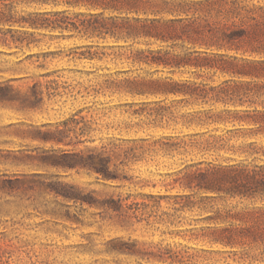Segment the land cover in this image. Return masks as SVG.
<instances>
[{
  "label": "rangeland",
  "instance_id": "rangeland-1",
  "mask_svg": "<svg viewBox=\"0 0 264 264\" xmlns=\"http://www.w3.org/2000/svg\"><path fill=\"white\" fill-rule=\"evenodd\" d=\"M66 1H0V12L8 4L18 15L63 11L50 19L67 21L63 28H41L39 44L6 56L14 61L35 53L3 77H19L11 83L22 94L38 83L41 94L30 95L25 106L0 104V264H264V244H228L226 229L240 221L219 216L264 203L188 186L211 161L245 158L202 150L212 134L229 136L232 125L187 126L183 114L199 105L126 90V79L171 73L119 56L122 40L88 37L82 23L91 17L78 14L86 6ZM88 51L93 58L81 54ZM165 106L178 124L161 120ZM11 122L17 126L5 127ZM167 135L175 137L167 141ZM62 151L109 155L111 167L129 179H105L85 158L75 162ZM74 193L80 196L68 197Z\"/></svg>",
  "mask_w": 264,
  "mask_h": 264
},
{
  "label": "trees",
  "instance_id": "trees-1",
  "mask_svg": "<svg viewBox=\"0 0 264 264\" xmlns=\"http://www.w3.org/2000/svg\"><path fill=\"white\" fill-rule=\"evenodd\" d=\"M7 1V0H0ZM68 4L84 5L91 20L85 26L88 37H112L121 52L133 64L168 69L170 75L157 78L137 76L126 79V90L138 94L174 96L172 103L186 102L199 105L193 112L183 114L187 126L231 124L226 135L212 134L201 143L202 150L232 151L245 158L227 163L209 162L207 171H199L189 178L191 188L216 191L222 197H240L264 203V0H68ZM0 12V104L16 103L25 106L28 97L40 96L39 84L22 94L12 81L19 77L4 78L3 72L15 71L35 53H24L17 60L9 56L39 44L41 28H63V19L50 16L63 11H32L15 14L10 4ZM109 12L108 16H104ZM75 28L78 27L75 24ZM45 34V33H44ZM142 43L144 47H135ZM115 45H112V47ZM92 48V45H87ZM44 56L48 53L44 52ZM93 58L96 53H81ZM42 66V64H41ZM49 72L44 75H48ZM179 73V77L175 74ZM185 74H190L184 76ZM223 77L213 84L215 77ZM207 78V79H206ZM51 94V93H50ZM206 105H209L207 107ZM220 105V107H216ZM161 120L179 123L169 107L158 110ZM169 115V116H168ZM15 122L7 128L16 127ZM47 133V132H46ZM175 136L167 135L170 141ZM234 137H243L240 145L230 144ZM196 143V142H193ZM177 143H169L175 148ZM62 151V158H71L98 172L105 179L127 175L111 167V157L104 153ZM228 159V158H226ZM230 159V158H229ZM80 193L68 195L78 198ZM220 218L240 221L239 227L223 228L228 244H264V206L240 212L227 211ZM215 218V217H214Z\"/></svg>",
  "mask_w": 264,
  "mask_h": 264
}]
</instances>
